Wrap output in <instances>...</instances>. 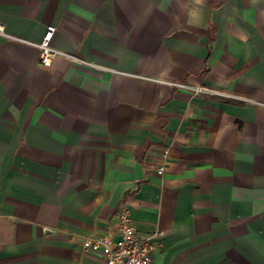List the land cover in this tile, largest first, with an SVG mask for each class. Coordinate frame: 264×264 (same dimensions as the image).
<instances>
[{
    "label": "crops",
    "instance_id": "crops-1",
    "mask_svg": "<svg viewBox=\"0 0 264 264\" xmlns=\"http://www.w3.org/2000/svg\"><path fill=\"white\" fill-rule=\"evenodd\" d=\"M0 23L24 40L0 35V264H105L83 243L117 242L123 204L153 264H264V0H0ZM51 24L86 63L40 65Z\"/></svg>",
    "mask_w": 264,
    "mask_h": 264
},
{
    "label": "built area",
    "instance_id": "built-area-1",
    "mask_svg": "<svg viewBox=\"0 0 264 264\" xmlns=\"http://www.w3.org/2000/svg\"><path fill=\"white\" fill-rule=\"evenodd\" d=\"M56 31L55 25H48L44 37L40 43L29 44L35 45L40 49L39 62L40 65L46 68L52 67L55 59L58 56L68 57L72 60L80 63H86V61L74 54L62 52L51 46L53 35ZM0 35L8 37L10 39L24 41L18 37L10 35L5 32L4 26L0 23ZM156 81L165 84H172L178 87L192 88L194 93H217L226 94L209 89L204 86L190 87L184 83L172 82L167 80L156 79ZM232 96V95H230ZM169 150H165L162 155V160L157 167L158 174L165 173L167 168ZM118 225L121 231L120 239L113 243L110 241H102L99 239L87 238L84 240V248L92 253H101L105 258V264H153V257L155 252L162 247L157 241L154 240L155 235H142L140 234L131 218V212L127 205L123 204L118 213Z\"/></svg>",
    "mask_w": 264,
    "mask_h": 264
}]
</instances>
